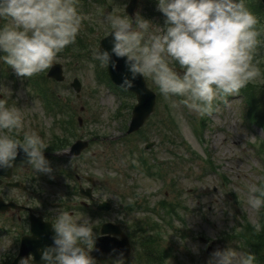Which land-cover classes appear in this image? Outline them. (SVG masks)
Returning a JSON list of instances; mask_svg holds the SVG:
<instances>
[{"label": "rangeland", "instance_id": "374dc122", "mask_svg": "<svg viewBox=\"0 0 264 264\" xmlns=\"http://www.w3.org/2000/svg\"><path fill=\"white\" fill-rule=\"evenodd\" d=\"M139 1L136 14L149 20L145 17L149 3ZM257 1L245 3L259 21L256 27L261 43L254 62L261 77L242 88L241 95L217 101L216 111L204 117L183 106L171 107L151 80L144 78L156 92L155 111L139 133L127 138L124 133L136 103L134 96H125L107 84L106 70L93 59L92 49L110 32L105 16L113 10L126 14L123 9L128 1L104 0L105 5L98 6L93 0H79L83 17L79 37L85 39L81 47L90 48V52L79 58L64 57L60 52L54 63L62 64L65 80L58 84L45 78L47 70L22 78L0 64V98L21 110L23 130L38 132L48 145L44 152L61 154L80 139L89 140V146L81 158L46 159L51 168L48 174L34 172L30 166L17 171L29 181L32 192L22 197L17 191H3L4 197L30 198L33 208L55 217L70 211V205L80 200L78 186H90L85 180L90 177L98 200L110 202L115 210L125 207L114 218L128 226L131 238L132 253L124 264H208L214 251L227 247L252 254L246 239L250 230H255L257 218L261 229L264 214V209L257 213L246 204L248 185L264 188L259 145L264 130L247 117L248 95L264 101L259 99L264 97V10ZM164 20L161 14V18L149 21L162 28ZM7 22L0 20V25ZM73 78L81 83L78 97L70 87ZM40 89L48 90L54 98L38 97ZM52 100H60L63 110L49 108L46 102ZM151 142V149L145 150L143 146ZM175 201L180 205L173 212L163 206ZM130 203L133 207L127 206ZM73 218L79 220L81 214ZM90 221L93 227L98 223ZM146 242L151 250L156 248L149 257L141 253ZM10 254V245L0 244V264H8Z\"/></svg>", "mask_w": 264, "mask_h": 264}, {"label": "clouds", "instance_id": "9594fccd", "mask_svg": "<svg viewBox=\"0 0 264 264\" xmlns=\"http://www.w3.org/2000/svg\"><path fill=\"white\" fill-rule=\"evenodd\" d=\"M78 5L79 0H0V20L8 21L0 25V64L22 78L49 69L82 30ZM156 8L165 17L162 28L139 14L130 19L113 10L105 16L110 47H93L92 56L112 71L123 59L121 89L147 78L171 107L204 117L216 111L217 101L226 102L261 77L254 62L259 21L245 0H156ZM23 129L21 110L0 98V170L12 168L22 152L32 171L50 173L45 140ZM246 204L257 213L264 209V188L248 185ZM92 225L82 215L75 220L68 212L57 214L52 245L41 253L44 264H97L90 255L96 243ZM253 226L260 231L259 218ZM208 264H257V257L227 247L214 251Z\"/></svg>", "mask_w": 264, "mask_h": 264}, {"label": "water", "instance_id": "95a60500", "mask_svg": "<svg viewBox=\"0 0 264 264\" xmlns=\"http://www.w3.org/2000/svg\"><path fill=\"white\" fill-rule=\"evenodd\" d=\"M128 4L124 8V12L129 15L132 19L135 14V10L138 6L137 0H128ZM262 7H264V0H260ZM111 37L108 35L101 39L98 46L101 48H109V40ZM47 77L53 78L56 82L62 81L64 79L62 67L59 63L52 64V66L47 71ZM110 81H112L117 86L120 85L122 74L126 73L125 65L123 59L117 60V68L115 71H112L111 68L107 70ZM135 87L129 89L127 91H131L135 94L137 104L134 105L131 111V119L128 123V129L126 134L138 131L139 128L143 125L144 121L149 117L151 112L155 106V93L152 90H149L146 87L145 80L143 78H138L135 82ZM71 86L73 87L76 93L80 90V83L77 79H73L71 82ZM87 146L86 141H76L72 144L70 150V155H79L83 148ZM146 149L151 148V145H146ZM27 167V158L24 156L22 152H20L17 156V159L14 163V166L10 169L0 170V177L3 178H11V170L15 167ZM8 186L17 187L18 183H9ZM89 191V190H88ZM88 191L86 194H88ZM89 195V194H88ZM12 206L15 208H23L16 207L15 205L8 203L4 205L0 201V212H5L8 210V207ZM24 209V208H23ZM99 209L104 211H109L110 205L105 203L100 204ZM29 220H31L30 231L32 232V236L30 238H23L21 240V245L19 248L18 256L11 264H21L22 260H27L29 255L33 256V260L30 264H44L41 259L42 251L52 245V237L54 235L53 229L52 232L48 228V223H44L42 219L35 218L30 215ZM102 234L107 236L98 237L94 245V249L90 252L91 257H93L96 261L104 260L108 258L114 259H122L127 257L130 254V247L128 243V239L119 232L117 227H112L110 225L102 226ZM119 235L120 240L115 238L114 236ZM23 264H27V261L23 262Z\"/></svg>", "mask_w": 264, "mask_h": 264}, {"label": "flooded vegetation", "instance_id": "af4514ba", "mask_svg": "<svg viewBox=\"0 0 264 264\" xmlns=\"http://www.w3.org/2000/svg\"><path fill=\"white\" fill-rule=\"evenodd\" d=\"M61 156H65L64 151L59 155L60 158ZM12 174L14 175V171L12 172ZM16 175H17V172H15V176ZM17 178L19 182L21 181L20 183H22V185L25 184L29 188L25 187V190L20 189V188L9 189L5 187V181L3 180L2 181L3 183L0 184V200H2L5 203L7 202L14 203L16 204V206H18L19 204V205L25 206L26 208H29V209L31 208V213H33V215L40 217L41 219L49 222L53 226L54 225V215L50 216L42 211H37L35 208H33V204L30 198L29 199L22 198L25 195L29 196L32 192V189H30L31 186H30L29 181L27 182L23 177H19L18 175L16 176V179ZM76 178L78 179V176H76ZM94 186H95V183L93 182V180L90 181V186H87L89 187V190H90L89 191V193L91 194L90 197H87L86 199V197L84 198L82 197V195L78 196L79 198L81 197L80 200L70 205L72 206V208L70 211H68V213L71 214L72 216H74L75 214L76 215L81 214L83 217H87L89 221L91 219H95L98 222L97 225L93 227L94 232L96 233V239L101 233V230H102L101 227L103 223H112L113 225H117L118 227H120V230H122V232L126 234L127 238L131 240V238L128 235V229H127L128 226L122 225L121 221L118 222V219L117 221H115L114 219L117 214H122L124 210L122 205H120L116 210L113 208V205H112L110 211L107 213H102L101 211L97 210L100 200H98V197L96 198L94 194L95 193ZM85 189H82V186H78L77 194L78 195L80 194V190H82V192H85L86 191ZM9 190L20 192L23 195L21 198H18L16 200L10 197L5 198L3 191L6 192ZM75 194L76 192L74 191L72 195L75 196ZM28 216H29V212L27 210H23L20 208L15 209V210L11 209L7 213H0V221H1L0 223V244L1 245L5 244L7 246L10 245V249H11V254L7 256L6 258L9 261L8 264H11V262L17 257L21 239L23 237L31 236L30 231H29L30 221L28 220ZM101 218H103L104 221H102ZM28 258L29 260H32L33 256L29 255Z\"/></svg>", "mask_w": 264, "mask_h": 264}, {"label": "trees", "instance_id": "16d2710c", "mask_svg": "<svg viewBox=\"0 0 264 264\" xmlns=\"http://www.w3.org/2000/svg\"><path fill=\"white\" fill-rule=\"evenodd\" d=\"M87 0H84L86 3ZM95 3H97L100 6L105 5L104 0H93ZM149 3V6L146 7V13L145 17L149 20L155 21L156 18H161V14L158 13L156 10V0H147ZM258 7H261L259 1H257ZM160 24V22H158ZM78 35L75 44L67 46L61 53L65 56H72V57H82L83 54L90 52V48L87 47H81L82 44H84L85 39L82 37L80 38ZM248 107H247V117L250 121H252L256 126L260 127L262 130H264V101H257L254 97H251V95H248ZM259 98V97H258ZM260 100H264V97H260ZM260 152L263 153V160H264V139L262 143L260 144ZM168 209L170 212H173V205L169 204ZM262 219L261 224L262 227L259 232H255V230H250L251 235L247 237L246 241L250 245V249L252 251V254H254L257 257V264H264V214L261 215ZM144 250H141V253L144 255V253L149 257L150 254L156 253V248H149L147 242L143 246ZM151 256V255H150Z\"/></svg>", "mask_w": 264, "mask_h": 264}]
</instances>
